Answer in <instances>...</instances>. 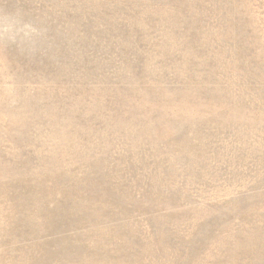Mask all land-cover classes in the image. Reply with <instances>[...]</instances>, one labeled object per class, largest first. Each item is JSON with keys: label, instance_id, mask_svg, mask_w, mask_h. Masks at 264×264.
I'll return each instance as SVG.
<instances>
[{"label": "rangeland", "instance_id": "rangeland-1", "mask_svg": "<svg viewBox=\"0 0 264 264\" xmlns=\"http://www.w3.org/2000/svg\"><path fill=\"white\" fill-rule=\"evenodd\" d=\"M0 264H264V0H0Z\"/></svg>", "mask_w": 264, "mask_h": 264}]
</instances>
